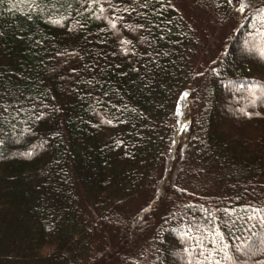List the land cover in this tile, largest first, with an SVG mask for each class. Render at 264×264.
Returning <instances> with one entry per match:
<instances>
[{
    "label": "trees",
    "instance_id": "trees-1",
    "mask_svg": "<svg viewBox=\"0 0 264 264\" xmlns=\"http://www.w3.org/2000/svg\"><path fill=\"white\" fill-rule=\"evenodd\" d=\"M252 2L204 67L171 0H0V264H264Z\"/></svg>",
    "mask_w": 264,
    "mask_h": 264
},
{
    "label": "rangeland",
    "instance_id": "rangeland-1",
    "mask_svg": "<svg viewBox=\"0 0 264 264\" xmlns=\"http://www.w3.org/2000/svg\"><path fill=\"white\" fill-rule=\"evenodd\" d=\"M181 12L186 24L193 29L200 42V63L207 66L214 60L224 46L230 32L242 21L252 0H232L228 4L230 11H224L219 0H171ZM241 4L245 11H239ZM183 118V115L181 116ZM186 124L185 120H181ZM185 124L182 128H185Z\"/></svg>",
    "mask_w": 264,
    "mask_h": 264
},
{
    "label": "snow or ice",
    "instance_id": "snow-or-ice-1",
    "mask_svg": "<svg viewBox=\"0 0 264 264\" xmlns=\"http://www.w3.org/2000/svg\"><path fill=\"white\" fill-rule=\"evenodd\" d=\"M228 2L231 3L232 0H228ZM248 7H249V8H252V7H254V6H253V5H249ZM239 11L242 12V13L245 11V7H244L243 4H241V6H240V8H239ZM256 14H257L258 16H260V15H264V9H257V10H256ZM262 30H264V28H262ZM29 154H30V153H29ZM256 211H259V210H256ZM215 235H216L217 239L214 240L213 243H215V244H219L220 246L217 247V248H214L213 251H214L217 255H219L220 252H222V251H224L225 249L228 248V245L225 244V243H223V236H222L218 231L215 233ZM249 248H251V245H249ZM235 250H236V252H238V253L250 254L249 251H248V249H245V248H242V247H239V246L236 247ZM200 254H201V255H204L203 252H201ZM211 255H212V253L209 252V253H208V256H211ZM225 256H227V252H225ZM208 264H212V262L210 261V262H208ZM215 264H219V261H215ZM236 264H239V257H237V259H236Z\"/></svg>",
    "mask_w": 264,
    "mask_h": 264
}]
</instances>
